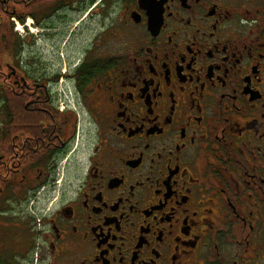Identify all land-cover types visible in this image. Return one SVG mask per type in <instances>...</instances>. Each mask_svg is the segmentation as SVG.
<instances>
[{"label": "flooded vegetation", "instance_id": "1", "mask_svg": "<svg viewBox=\"0 0 264 264\" xmlns=\"http://www.w3.org/2000/svg\"><path fill=\"white\" fill-rule=\"evenodd\" d=\"M1 9L0 264H264V0Z\"/></svg>", "mask_w": 264, "mask_h": 264}, {"label": "rangeland", "instance_id": "2", "mask_svg": "<svg viewBox=\"0 0 264 264\" xmlns=\"http://www.w3.org/2000/svg\"><path fill=\"white\" fill-rule=\"evenodd\" d=\"M95 20H97V17H94L92 19L93 24L96 22ZM13 22H14L13 30H10L7 35L8 48L10 46V51L5 56L6 61H8L9 63L11 62L13 64L14 61L16 60L18 63H21L22 66H27L28 64L29 68L27 69L31 70L32 75L38 74L40 68L42 67L47 68L48 64L50 68H54L52 65H55L56 63L52 64L50 62H47V59L51 57L48 56L49 52H48V47L45 46V39L43 37H38L37 35L31 37L29 29H27V26H25V23L28 22L27 19H25L24 22H20V21L17 22L16 20H14ZM89 26L90 27L84 30V33L80 37L81 40L83 39L87 40L86 37L91 32L92 24H90ZM16 41L20 45V48L18 49L19 51L15 56L12 46H14V43ZM34 41L36 42L35 44ZM71 50L72 53H75L77 50V46L73 47ZM29 62L32 63V66ZM33 65H36V67H34ZM1 95H2V91H1ZM1 252H3L2 248H1Z\"/></svg>", "mask_w": 264, "mask_h": 264}, {"label": "trees", "instance_id": "3", "mask_svg": "<svg viewBox=\"0 0 264 264\" xmlns=\"http://www.w3.org/2000/svg\"><path fill=\"white\" fill-rule=\"evenodd\" d=\"M5 9H1L0 12H4ZM22 11L26 10V9H21ZM10 13L9 14H3L2 13V17L4 18L3 21L0 22V49H3L4 46L8 45V38H7V33H8V22L10 20ZM16 45L17 42H16Z\"/></svg>", "mask_w": 264, "mask_h": 264}, {"label": "bare ground", "instance_id": "4", "mask_svg": "<svg viewBox=\"0 0 264 264\" xmlns=\"http://www.w3.org/2000/svg\"><path fill=\"white\" fill-rule=\"evenodd\" d=\"M19 28H20V26H19Z\"/></svg>", "mask_w": 264, "mask_h": 264}]
</instances>
